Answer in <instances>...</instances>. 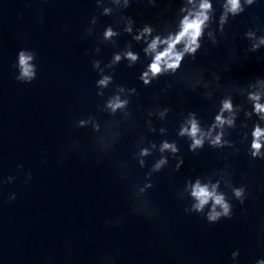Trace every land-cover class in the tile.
I'll return each mask as SVG.
<instances>
[{"label": "water", "instance_id": "1", "mask_svg": "<svg viewBox=\"0 0 264 264\" xmlns=\"http://www.w3.org/2000/svg\"><path fill=\"white\" fill-rule=\"evenodd\" d=\"M167 2L161 0L154 7L147 0H133L125 12L138 24L155 22ZM177 2L173 0L168 17ZM41 8L43 25L37 20ZM251 10L264 19V11L256 5ZM94 11L99 15L94 0H0V175L17 177L0 185V264H102L105 255H113L116 264H229L234 247L241 249L240 264H253L257 256L264 255L257 242V227L264 219V190L260 189L264 185V160H256L249 167L243 145L236 156H229L235 166L234 181L247 183L251 189L244 205L234 201L231 218L210 224L199 213H185L187 201L176 195L186 176L221 164L219 150L206 145L194 155L183 138L175 137L177 116L173 113L192 109L208 119L214 111L212 101L200 91L193 92L167 75L143 86L137 79L140 62L129 67L121 61L116 66V82L135 85L140 92L133 99V108L137 100L145 107L152 104L165 81L174 83L159 102L172 106L167 127L169 136L181 147L184 164L171 177L169 167L153 174L154 185L146 193L158 209L152 219L132 213L129 207L128 195L147 170L131 156L135 134L124 132L98 159L93 145L96 134L90 128L69 129L74 118L90 111L97 113L96 105L102 102L95 92L97 74L91 67V53L84 51L96 41L94 37L81 38ZM247 17V12L236 17L229 35L236 26L242 32ZM112 20L100 16L97 31ZM119 39L123 43L130 36L125 33ZM235 42L238 56L227 71L221 72L225 85L230 80L245 83L255 75H264V62L256 59L264 57V48L244 55L245 41L237 35ZM133 44L138 51L142 47ZM21 46L35 48L38 53V75L31 83L17 81L13 75L12 61ZM207 46L211 49L208 53L201 50L196 61L186 58L185 62L208 66L210 61L219 65L227 59L224 45ZM112 50L102 45L100 55L107 60ZM241 99L235 97L236 102ZM98 114L101 119L107 116ZM75 138L81 141L79 148L70 147ZM231 138L238 141L237 130L232 131ZM121 161L128 164L125 178L120 176ZM20 163L32 171L28 183L17 168ZM12 191L17 193L16 199L8 201L7 194ZM242 208L247 209L246 215ZM116 217L121 223H105L106 218Z\"/></svg>", "mask_w": 264, "mask_h": 264}, {"label": "clouds", "instance_id": "2", "mask_svg": "<svg viewBox=\"0 0 264 264\" xmlns=\"http://www.w3.org/2000/svg\"><path fill=\"white\" fill-rule=\"evenodd\" d=\"M160 2L147 0V4L154 7ZM94 3L99 15L96 11L90 15L82 29L81 38L94 37L96 41L91 49L86 48L84 51L86 54L91 53V67L97 74L95 92L102 102L96 105L97 113L90 111L74 118L69 129L90 128L96 134L93 145L98 159L115 146L124 132L135 134L131 156L140 168L147 166V170L143 173L142 182L137 181L128 195L129 207L132 213L152 219L158 214V209L146 198V193L154 185L153 174L169 167L171 177V173L179 171L184 164L181 147L176 138L169 136L167 127L169 113L173 112L172 106L161 104L160 96L169 94V90L174 87L173 81L182 83L193 92L200 91L202 96L212 101L214 111L208 119L192 109L173 113L177 116L175 137L183 138L188 151L194 155H199L206 145L219 150L222 153L221 164L209 171L186 176L176 195L187 201L183 209L185 213H199L210 224L231 218L234 215V201L244 205L251 195V189L247 183L234 181L235 166L229 156H236L243 145L249 158V167L254 166L256 160H264V75H255L245 83L230 80L225 85L221 83V72L227 71L238 56L235 42L237 35L245 41L244 55L264 48V19L257 11L251 10L256 5L264 11V0H178L171 17L167 13L173 0H168L157 13L155 22L144 21L139 24L131 14L125 12L133 0H94ZM245 12L248 17L243 31L236 26L229 35L231 22ZM100 16L113 17V20L103 24L97 31ZM37 20L43 25L42 8ZM125 33L130 39L121 43L119 38ZM133 42L142 45L139 51ZM209 44L213 47L224 45L227 59L222 64L210 61L205 66L199 62H185L186 58L196 61L197 53L201 50L208 53L211 50L207 46ZM102 45L113 49L107 60L100 55ZM37 56V50L32 47L21 46L16 50L11 67L17 81L31 83L37 78ZM256 59L264 62V57L258 56ZM121 61L129 67L137 62L142 64L137 79L143 86L164 75L171 76L173 81H165L154 95L152 104L145 107L137 100L133 108V99L139 97L140 92L135 85L116 82L114 74ZM106 89L109 91L106 92ZM236 96L242 98L240 102L235 101ZM137 109L140 110L139 115ZM98 113H107V116L101 119ZM233 130L238 131V141L231 138ZM80 145V139L75 138L70 147L79 148ZM147 157L152 158L151 162L146 160ZM120 167V176L125 178L127 162L121 161ZM17 168L23 171L24 183H28L33 175L31 169L25 170L22 163L17 164ZM244 175L242 171L241 176ZM16 179L12 174L0 175V185ZM260 189L264 190V185H260ZM16 196L17 193L12 191L6 199L12 201ZM241 211L246 215V208ZM105 223L119 224L121 218H106ZM257 237L258 244L264 248V219L257 227ZM68 252L71 253V248ZM240 252L239 247L230 251L229 264H240ZM102 264H116V259L113 255H105ZM253 264H264V255L257 256Z\"/></svg>", "mask_w": 264, "mask_h": 264}]
</instances>
